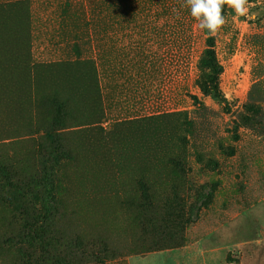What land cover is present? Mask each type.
Segmentation results:
<instances>
[{"label":"rangeland","instance_id":"rangeland-1","mask_svg":"<svg viewBox=\"0 0 264 264\" xmlns=\"http://www.w3.org/2000/svg\"><path fill=\"white\" fill-rule=\"evenodd\" d=\"M29 2L0 15V264H264V0L213 36L228 109L184 0Z\"/></svg>","mask_w":264,"mask_h":264},{"label":"clouds","instance_id":"clouds-1","mask_svg":"<svg viewBox=\"0 0 264 264\" xmlns=\"http://www.w3.org/2000/svg\"><path fill=\"white\" fill-rule=\"evenodd\" d=\"M225 6L236 17L250 16L249 0H184L181 7L189 11L199 29L215 36L226 23ZM173 12L179 15L177 9L174 8Z\"/></svg>","mask_w":264,"mask_h":264},{"label":"trees","instance_id":"trees-1","mask_svg":"<svg viewBox=\"0 0 264 264\" xmlns=\"http://www.w3.org/2000/svg\"><path fill=\"white\" fill-rule=\"evenodd\" d=\"M214 46H215L214 37L208 34L206 38V48L203 51L202 57L199 62L200 68L203 73L199 78L196 79V83L200 88V90L202 91V93L209 95L214 100L222 103L224 105V109H228L226 99L223 96L219 87L218 79L222 71V66L217 60ZM5 70L14 73V70L16 69L14 67H8V68L6 67ZM85 124L88 125L89 122Z\"/></svg>","mask_w":264,"mask_h":264},{"label":"crops","instance_id":"crops-1","mask_svg":"<svg viewBox=\"0 0 264 264\" xmlns=\"http://www.w3.org/2000/svg\"><path fill=\"white\" fill-rule=\"evenodd\" d=\"M30 0H0V5H2L1 7H0V15H2L3 17H7L8 15H9V12H10V10H11V6L12 5H14V4H18V5H27V6H29V4H30V2H29ZM30 8V7H29ZM29 8H27L28 10H30ZM2 18V17H1ZM24 45L25 44H22L21 46V52L24 54ZM7 50L6 49H0V67H2L3 65H2V62H4V57H2L1 55H3L5 52H6ZM23 62V61H22ZM25 65H23V67H24ZM5 67V66H4ZM7 68L8 67H12V66H9V65H7L6 66ZM96 71H97V79H98V88H99V90H100V93H101V95L103 96V87H104V83L105 82H103V80H102V76H101V74H100V68H99V66H97L96 65ZM103 98V97H102Z\"/></svg>","mask_w":264,"mask_h":264}]
</instances>
